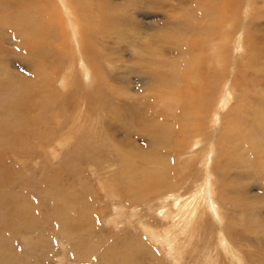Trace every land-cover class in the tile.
I'll use <instances>...</instances> for the list:
<instances>
[{"label":"rangeland","instance_id":"1","mask_svg":"<svg viewBox=\"0 0 264 264\" xmlns=\"http://www.w3.org/2000/svg\"><path fill=\"white\" fill-rule=\"evenodd\" d=\"M67 1L65 10L63 0H23V3L22 0H0V23L5 24L0 25L5 30V34L0 33L5 38H0V132L4 134L0 144V199L9 201L8 207L1 209L4 232H7H0L3 234L0 235V264H207L209 254L219 257V264H264V137L256 132H264V127L256 126L257 119L247 118L256 127L252 125L236 140L225 124L228 121L225 116H230L226 113L231 112L233 116L238 107L244 89L242 83L245 84L243 81L249 75L254 76L250 81L246 79L249 91L258 82L264 86V29L258 33L253 28L264 25V4L258 0ZM8 4L12 5L8 7ZM217 8H223L222 12ZM246 8L255 20L253 26L249 25L252 18L244 17ZM27 9L37 12L29 13L33 15L32 18L29 15V24L39 26L33 30L43 31L36 41L43 55L33 60L34 69L30 71L20 61L26 54L15 50L14 41L9 40L16 38L8 28L14 20L12 14ZM8 10L12 14L7 17ZM73 21L80 27L81 41L71 30ZM168 21L180 22L179 34H176L178 30L168 28L171 27ZM210 31H214L213 36L209 35ZM152 32H155L153 36L148 37ZM106 48L121 57L113 63L114 57L106 55ZM82 61L87 65H82ZM254 63L258 68H253ZM246 64L258 70L254 75L246 74L244 79L245 73L240 68ZM133 69H144L142 76L129 74ZM155 69L167 73L161 85L159 82L152 90L165 97L161 104L148 98L151 88L145 90V80L150 84L154 80L146 73ZM44 73L48 74L46 78ZM26 82L36 91L47 92L50 88L52 93L56 88L61 97L54 99L50 94L36 99ZM170 99L178 103L176 115L170 110ZM81 103L83 114L79 109ZM111 118L115 120L110 128L106 122ZM142 122H145L143 131L149 128L144 135L140 133L144 127ZM151 128L157 129V133L151 132ZM181 130L186 135L182 136ZM228 134L232 140L226 137ZM232 142L237 149L232 148ZM196 144L202 145L201 149L197 150ZM242 144L249 148H242ZM122 159L126 161L123 165ZM216 162L220 166H215ZM153 166H160L167 176L162 181L164 191L158 192L145 181L143 171L147 173L149 167L152 171ZM76 167L82 172H78L80 178L76 176ZM209 171L208 181L212 179L213 192L209 190L203 196L208 199L209 206L205 207L209 208L198 224L200 240H195L193 245L186 241L175 247L183 235L180 222L174 219L172 210L163 215L159 209L166 207V194L173 187L179 191L175 195L180 193L183 199L202 191L205 185L202 174L209 175ZM64 173L79 178L87 187L75 185ZM139 182L148 189H156L157 194L143 195ZM51 189L53 195L66 192L71 199L79 200L72 207V213L75 216L77 213L79 219L69 226L48 222L52 210L47 208L49 202L46 204L45 199H53L47 193ZM71 199L64 203L71 204ZM148 209L151 219L145 221L141 214ZM88 217L93 218L92 227L85 233L79 232L87 226ZM29 218L39 224L36 230L29 229L30 235L18 231V222L28 225ZM71 229L75 237H85L81 242L87 247L91 245L87 239L99 236L95 245H91L88 258L73 256L71 242L62 232L68 234ZM43 232L48 235V242ZM33 244L37 245L35 252L31 251ZM232 249L240 257L230 259ZM85 252L86 249H81L78 254ZM202 257L204 260L200 263Z\"/></svg>","mask_w":264,"mask_h":264},{"label":"bare ground","instance_id":"2","mask_svg":"<svg viewBox=\"0 0 264 264\" xmlns=\"http://www.w3.org/2000/svg\"><path fill=\"white\" fill-rule=\"evenodd\" d=\"M11 1V0H10ZM20 1V0H19ZM99 1V0H98ZM168 1V0H167ZM240 1H242V0H240ZM252 0H249L248 2H251ZM18 2V1H17ZM54 2V1H53ZM58 2H59V0H58ZM63 2H64V5H63V7L65 8V10L67 9V5L66 4H68V1L67 0H63ZM155 2V1H154ZM172 2V1H171ZM258 2H259V4H264V1L263 0H258ZM22 3H23V0H22ZM28 3V2H27ZM47 3V2H46ZM49 3V2H48ZM95 3V2H94ZM100 3V2H99ZM239 3H241V2H239ZM15 6H17V4H19V2L17 3V4H15V3H13ZM21 4V3H20ZM19 4V5H20ZM9 5V4H8ZM10 5H12V4H10ZM10 5L8 6V7H10ZM25 5V4H24ZM50 5V4H49ZM48 5V6H49ZM59 6V4H56V6ZM85 5V4H84ZM6 7H7V5H5ZM27 6V5H26ZM57 6V7H58ZM61 6V5H60ZM11 7H13V6H11ZM21 7H22V4H21ZM20 7V8H21ZM46 7H47V5H46ZM54 7H55V5H54ZM56 7V8H57ZM86 7V6H85ZM14 8V7H13ZM29 8V7H28ZM77 8H78V6H77ZM81 8V7H80ZM79 8V9H80ZM0 9H2V8H0ZM14 9H16V7L14 8ZM17 9H19V6L17 7ZM22 10H23V8H21ZM69 9V8H68ZM83 9V8H82ZM218 9V11L219 12H222V10H223V8H217ZM21 10V11H22ZM9 11V10H8ZM15 11H17V10H15ZM69 11V10H68ZM71 11V10H70ZM69 11V12H70ZM139 11V10H138ZM11 12V13H10ZM36 12V11H35ZM40 12H41V10H40ZM85 11H83V13H84ZM93 12V11H92ZM29 13H34V11H32V12H29V10L27 9V10H25V12H17V14H16V12L15 13H13L12 14V11H9V13L7 14V15H5V16H7L8 17V15L10 14H12L13 16L12 17H14L13 19V22L12 23H10V25H8V28H9V31H11L12 32V34H13V37H15L16 39H9L10 41H14V44H15V46H14V48H15V50H17V49H20V51H22V52H24L25 54H26V58L25 59H23V60H20V61H23V67L25 68V69H27V70H32V69H34L33 68V65H34V61L33 60H38V58H41L40 57V55H43L42 54V52H39L38 51V48H37V45L39 44V42L36 44V41H38V39L40 38V33L41 32H43L42 30H37V29H34L33 30V28L34 27H36V25H34V23L32 22V23H30L29 24V21L31 20V18L33 17V15L31 14H29ZM37 13V12H36ZM36 13H34V14H36ZM72 13V12H71ZM81 13H82V11H81ZM14 14H15V16H14ZM45 14V13H44ZM44 14H42V15H44ZM50 14V13H49ZM262 14H263V10H262ZM29 15H30V17H29ZM72 15H74V14H72ZM84 15V14H83ZM93 16H94V14H92ZM117 15V14H116ZM135 15V14H134ZM34 16H36V15H34ZM49 16H51V15H49ZM52 16H53V12H52ZM70 16H71V14H70ZM70 16H68V18H69V20H71L70 19ZM82 16V15H81ZM12 17H10V22L12 21ZM54 17V16H53ZM53 17H51V18H53ZM56 17V16H55ZM73 17V16H72ZM78 16H76V18H77ZM244 17H247V19L248 18H252V21L250 20L249 21V25H251V26H253L254 25V22H255V20L253 21V17L251 16V14H249L248 13V9L246 8V12H245V16ZM1 18V17H0ZM30 18V19H29ZM36 18H38L39 19V17H36ZM50 18V19H51ZM82 18H83V16H82ZM8 19V18H7ZM38 19H36V20H38ZM74 20H76L75 18H73ZM1 20V19H0ZM33 20H35V19H33ZM52 20V19H51ZM3 21V20H2ZM45 21V20H44ZM72 21V20H71ZM8 22V21H7ZM168 22H170V21H168ZM2 23V22H1ZM1 23H0V25H1ZM4 23V22H3ZM2 23V26L4 25L5 26V24H3ZM37 23V22H36ZM55 23V22H54ZM81 23H83V22H81ZM157 23H159V21L157 22ZM8 24H9V22H8ZM38 24V23H37ZM46 24V23H45ZM170 24H171V22H170ZM83 25V24H82ZM153 25V24H152ZM164 25V24H163ZM168 25H169V23H168ZM180 22H174L173 24H171V27L169 26L168 28L170 29H172L173 28V30H178V32L176 31V34L178 33L179 34V27H180ZM71 26V25H70ZM84 26V25H83ZM149 26V25H148ZM166 26H167V22H166ZM230 26H232V25H230ZM37 27H39V26H37ZM36 27V28H37ZM150 27V26H149ZM152 27V26H151ZM1 28V27H0ZM80 28V27H79ZM79 28H78V26L76 25V23H74V21H73V25H72V29L71 30H73V32L76 34V36H77V39H78V41H81V36H80V34H79ZM182 28V27H181ZM255 30H257V32L258 31H261L262 32V29H264V25H260V26H257V27H253ZM6 29V28H5ZM40 29H41V27H40ZM70 29V28H69ZM163 29V28H162ZM168 29V30H169ZM242 29V28H241ZM4 30V29H3ZM44 30V29H43ZM2 29H0V33H4V31H2ZM40 31V32H39ZM147 31H149V30H147ZM185 31V30H184ZM183 31V32H184ZM7 32V31H6ZM34 32V33H33ZM50 32V31H49ZM54 32V31H53ZM64 32V31H63ZM66 32V31H65ZM70 32V31H69ZM72 32V31H71ZM206 32H207V30H206ZM8 33V32H7ZM46 33V32H45ZM45 33H43V34H45ZM56 33V32H55ZM59 33V32H58ZM145 33V32H144ZM153 33H155V32H152L151 34H149L148 35V37H152L153 36ZM259 33V32H258ZM5 34V33H4ZM3 34V35H4ZM11 34V33H10ZM54 34V33H53ZM71 34V33H70ZM167 34V33H166ZM174 34V33H173ZM181 34H183V33H181ZM213 34H214V31H210V33H209V35H212L213 36ZM0 35H2V34H0ZM3 35H2V37H0V38H3ZM9 35V34H8ZM46 37H48V34L46 33ZM129 35V34H128ZM175 35V34H174ZM173 35V36H174ZM261 35V34H260ZM263 35V34H262ZM261 35V36H262ZM7 36V35H6ZM52 36V35H51ZM116 36V35H115ZM176 36V35H175ZM254 36V35H253ZM256 36V35H255ZM254 36V37H255ZM42 37V36H41ZM122 37V36H121ZM52 38V37H51ZM56 38V37H55ZM90 38L92 39V40H94L91 36H90ZM125 38V37H124ZM129 38V37H128ZM174 38V37H173ZM258 39H260L259 37H257ZM3 39H5V38H3ZM111 39V38H110ZM152 39V38H151ZM175 39H177V38H175ZM256 39V38H255ZM51 40V39H50ZM55 40V39H54ZM171 40H172V38H171ZM181 40H182V38H181ZM254 40V39H253ZM263 40V39H262ZM95 41H96V39H95ZM167 41V40H166ZM168 41H170L169 39H168ZM173 41V40H172ZM49 42V41H48ZM113 42H116V39H114L113 40ZM258 42V41H257ZM263 42V41H262ZM118 43V42H117ZM260 43V41L258 42V44ZM262 44V43H261ZM77 45H78V43H77ZM112 45V44H111ZM147 45H148V42H147ZM151 45H153V41H151ZM167 45V44H166ZM171 45V44H170ZM170 45H167L168 47H170ZM182 45V44H181ZM81 47H82V45H80ZM172 46V45H171ZM263 46V45H262ZM76 47V46H75ZM74 47V48H75ZM81 47H79V48H81ZM110 47H112V46H110ZM264 47V46H263ZM36 49V51H34ZM105 49V48H104ZM169 49H171V48H169ZM263 49V48H262ZM110 49H107L106 48V52L108 53H106V55H112L113 57H114V60H113V63L115 62V61H117V60H115V59H118V57L121 55V54H118V53H116V52H114V51H109ZM47 51V50H46ZM75 51H77V49L75 50ZM81 52V51H80ZM37 53H38V55H37ZM84 53H85V50H84ZM149 53H151V51H149ZM52 54V53H51ZM259 56V55H258ZM82 57H86V56H84V54L82 55ZM81 57V58H82ZM121 57V56H120ZM235 59V58H234ZM256 59V58H255ZM254 62H255V60H253ZM263 61V60H262ZM82 62H84V63H82V65H84V66H86L87 64H86V62L85 61H82ZM264 62V61H263ZM230 63V62H229ZM233 63H234V61H233ZM249 63V62H248ZM256 63V62H255ZM254 63V64H255ZM259 63H261V61L260 62H258V64ZM22 64V63H21ZM250 64H253V62L252 63H249V65ZM257 64V65H258ZM82 65H80V66H82ZM233 65V64H232ZM262 65V64H261ZM244 66V68H242ZM240 69H242L241 71H242V73H245V74H243L242 76V78H244L245 79V75L246 74H251V75H254L255 74V72L258 70V69H256V70H252L251 68H250V66H247V64H246V66L245 65H243ZM255 66H256V64L254 65V69H255ZM259 66V65H258ZM258 66H256L257 68H258ZM262 66H264V65H262ZM49 67V66H48ZM246 67H249L248 68V70L246 69ZM246 69V71H244L243 72V70H245ZM263 69H264V67H263ZM86 70V69H85ZM231 70V69H230ZM143 71H144V69H133L132 71H130L129 72V74H132L131 72H134V73H136V74H140L141 76H142V74H143ZM85 72V71H84ZM86 72H88L87 70H86ZM43 73V72H42ZM46 73V72H45ZM44 73V76H45V78L48 76V74H45ZM54 74V73H53ZM88 74H91L90 72H88ZM146 74H148V76L150 77V78H152V77H154L153 79V82H152V84H150V81L148 82L147 80H145V90H146V88H151V95H149L148 96V98H150V100L151 101H157L158 103L160 102V104H161V101H164L163 100V98L165 99V97H162L160 94L161 93H159V91H157V92H154V93H152V90L154 89V88H157L158 86H159V82L161 81V80H164V77H165V74H167L166 73V71H161V70H157V69H155L153 72H149V71H147V73ZM230 74V73H229ZM33 76V75H32ZM53 76V75H52ZM168 76H169V73H168ZM170 76H171V74H170ZM250 76V75H249ZM247 77L246 79L247 80H251V79H249V78H252V77H254V76H251V77ZM70 77V76H69ZM230 77V76H229ZM255 77H257V75H255ZM40 78H42V77H40ZM166 78V77H165ZM26 79V78H25ZM31 79H35V76L33 77V78H31ZM39 79V78H38ZM49 79V78H48ZM47 79V80H48ZM53 79V78H52ZM246 79L243 81V82H245V84H247L248 82L246 81ZM253 79V78H252ZM255 79V78H254ZM43 79H41V81H42ZM45 81V80H44ZM44 81H42V82H44ZM53 81V80H52ZM196 81V80H195ZM35 82H36V80H35ZM40 82V80L37 82V83H39ZM176 82V81H175ZM220 82H221V80H220ZM29 83H33V81L32 82H30V80H29ZM28 82H26V84H27V86H28V84H29ZM37 83H35V84H37ZM85 83H88V85H89V83H90V81L88 80V79H86V82ZM161 83L162 82H160V85H161ZM250 83V82H249ZM259 84L256 86V88L255 89H253V90H251V91H249L248 90V88H247V86H249V85H246L245 86V84L244 83H242L243 85H244V89H240L241 90V100L239 101V103H238V105H236V106H238L234 111H233V109H229V110H232L233 112V116H232V114H230V113H226V114H229L230 116V118L228 117V116H225L226 117V119L228 120V121H226L225 122V124L229 127V132H232V133H234V135L232 134V138H234V136H235V138H236V140L241 136V135H243L245 132H247L248 131V129H251L252 128V125H254L255 124V122L253 123L252 121V123L251 122H248L247 121V118H249V119H257V124H256V126H261L260 128L262 129V127H264V97L262 96V94L264 95V90H262V83L261 82H258ZM47 85H49V83L47 82L46 83ZM164 84V83H163ZM232 84V83H231ZM34 85V84H33ZM41 85H43V84H41ZM46 86V85H45ZM51 86V85H50ZM242 86V85H241ZM259 86V88H261V90H258L257 89V87ZM29 89L31 90V91H33L34 93H35V95H33L34 96V98H39V100H40V98L42 97V95H46V97L47 96H49L50 94H51V98H54V99H58V96L59 97H61V95H60V93H59V95H58V92L56 91V88H55V90H53L52 91V93H50V88L47 90V92H46V90H41V91H36V90H34V86H31L30 84H29ZM49 87V86H48ZM52 87V86H51ZM178 87V86H177ZM264 87V86H263ZM231 88V87H230ZM261 93V94H259V96H261V97H259L258 96V92H257V90ZM264 89V88H263ZM144 90V91H145ZM226 92V91H225ZM250 92H255V94L254 95H252V93H250ZM263 92V93H262ZM33 93V94H34ZM112 93H113V91H112ZM163 93V92H162ZM249 93L251 94V95H249ZM117 95V94H116ZM120 95V94H119ZM119 95L117 96L118 98H119ZM175 95V94H174ZM228 95V94H227ZM226 95V96H227ZM115 96V95H114ZM180 96V95H179ZM178 96V97H179ZM232 96V95H231ZM116 97V98H117ZM173 97V96H172ZM221 97V95H218V98H220ZM229 97V96H228ZM50 98V97H49ZM117 98V99H118ZM24 99V98H23ZM48 99V98H47ZM120 100L122 99V98H119ZM166 99H168V98H166ZM177 99V98H176ZM227 99V98H226ZM230 99V98H229ZM25 100V99H24ZM49 102V101H48ZM47 102V103H48ZM165 102V101H164ZM170 102H171V108H170V110L173 112V115L175 114L176 115V108H177V106H178V103H176V102H174V100H171L170 99ZM163 103V102H162ZM168 103H169V101H168ZM103 104V103H102ZM120 104V103H119ZM119 104H118V106H119ZM166 104V103H165ZM170 104V103H169ZM166 106V105H165ZM120 107V106H119ZM234 107V106H233ZM163 108H165L164 106H163ZM166 108H168V107H166ZM80 111H81V113L83 112V106H82V103H81V106H80ZM91 109V108H90ZM162 110V109H161ZM229 110H228V112H229ZM164 112V111H163ZM166 112V111H165ZM177 113H179L178 112V110H177ZM83 114V113H82ZM156 114V113H155ZM153 115H154V110H153ZM172 115V116H173ZM180 116V114H177V117H179ZM232 116V117H231ZM244 116H246V118H243ZM236 119H235V118ZM153 118V117H152ZM173 118V117H172ZM174 118H176V116L174 117ZM173 118V119H174ZM181 118V117H180ZM217 119V118H216ZM238 119V121H240L239 122V124H237L238 123V121L235 123L234 121H236ZM113 120H115L114 118H111V119H109V121H107L106 122V125L108 124V126L110 127V125H112L113 124ZM145 120H147V119H145ZM155 120V119H154ZM154 120H152V122L154 121ZM175 120H177V118L175 119ZM182 120V119H181ZM232 120H233V122H232ZM5 121V120H4ZM92 121V120H91ZM178 121H179V119H178ZM178 121H177V123H178ZM250 121V120H249ZM28 122V121H27ZM182 122V121H181ZM105 123V122H104ZM114 123H116V121L114 122ZM118 123V122H117ZM143 123V122H142ZM141 123V124H142ZM185 123V122H184ZM233 123L235 124V125H233ZM10 124H12V123H10ZM173 124V123H172ZM186 124H187V122H186ZM147 126H149V124L147 123L146 124ZM152 125V124H151ZM169 125V124H168ZM177 125V124H176ZM23 126V125H22ZM128 126V125H127ZM129 126H134V125H129ZM143 126L144 127H141L142 129H141V131H140V133L142 134L143 133V135H144V133L146 132V131H148L147 129H149L148 127H147V129H146V131H143V130H145V122L143 123ZM166 126V125H165ZM223 126V125H222ZM232 126H233V128H232ZM255 126V125H254ZM255 126V127H256ZM26 127H28V126H26ZM104 127V126H103ZM161 127V126H160ZM174 126H172V128H173ZM94 128V127H93ZM111 128V127H110ZM129 128H131V127H129ZM153 128H155V127H153ZM153 128H151V132L152 131H154V132H156L157 131V129H154L153 130ZM157 128V127H156ZM164 128V127H163ZM232 128V129H231ZM104 129H105V127H104ZM106 129H108V128H106ZM127 129V128H126ZM159 129V128H158ZM167 129V128H166ZM170 129V128H169ZM226 129V128H225ZM79 130V129H78ZM125 130V129H124ZM173 130V129H172ZM185 130V129H184ZM264 130V129H263ZM159 131V130H158ZM153 132V133H154ZM163 132V131H162ZM161 132V135L162 134H164V133H162ZM196 132V131H195ZM201 132V131H200ZM256 132L260 135V136H263L264 137V132H262V131H258V130H256ZM1 134H2V136L0 137V144H1V142H2V140H3V138H4V134H3V132H0ZM126 133V132H125ZM157 133V132H156ZM181 135L182 136H184V135H186V134H183L184 132L181 130ZM212 133V132H211ZM222 133V132H221ZM224 133V132H223ZM165 134H166V130H165ZM126 135H128V134H126ZM156 135V134H155ZM214 135L215 134H212V136L214 137ZM145 136H146V134H145ZM157 136V135H156ZM220 136H222V134L220 135ZM229 137V134L228 135H226V137ZM127 137V136H126ZM130 137V136H129ZM163 137V136H162ZM223 138V137H222ZM221 138V139H222ZM199 139H201V138H199ZM209 139V138H208ZM207 139V140H208ZM228 139H230V140H232L230 137L228 138ZM227 139V140H228ZM222 140H224V139H222ZM262 140V139H261ZM216 141V140H215ZM231 142V141H230ZM234 143H236L235 141H234ZM233 142L231 143V145H234V147L232 146V148L234 149L235 148V144H234ZM72 144V143H71ZM117 144H118V142H117ZM227 144V143H226ZM115 145H116V143H115ZM115 145H113V146H115ZM263 145H264V143H263ZM196 149L198 150V149H201V147H202V145H200V144H196ZM241 147L242 148H249V146L248 145H246V144H242L241 145ZM222 148V147H221ZM231 148V147H230ZM118 149H119V147H118ZM225 149V148H224ZM235 149H237V147L235 148ZM50 150H52L51 148H50ZM121 152V151H120ZM122 152H124V151H122ZM236 152V151H235ZM234 152V153H235ZM200 153V152H199ZM202 153V152H201ZM207 154H208V152H206ZM229 154V153H228ZM51 155H53V152H52V154ZM112 156V155H111ZM203 156H204V154H203ZM117 157V156H116ZM127 158V157H126ZM51 158H49V160H50ZM202 159H204V158H202ZM201 159V160H202ZM125 159H122L120 162L122 163V165L123 164H125L126 163V161H124ZM122 161H124V162H122ZM63 164V163H62ZM120 165V164H119ZM149 166H152V165H149ZM215 166H220V162H216V164H215ZM154 167V166H153ZM152 167V171L150 170H148V169H150L151 167H149L148 169H147V173H146V171H143L145 174H144V178H145V181L150 185V186H155L156 188H157V191L158 192H161V191H164L165 190V188H164V186L162 185V181L164 180V179H166L167 178V176H166V178H165V176H164V174H163V172H162V170L159 168L160 166H158V167H154L153 168ZM41 168V167H40ZM161 170H159V169ZM46 169V168H45ZM60 169V168H59ZM154 169V170H153ZM159 170L158 172H156V170ZM119 169H117V171H118ZM183 170H184V168H183ZM206 171V170H205ZM54 172V171H53ZM75 172H77V174H76V176L77 177H79V173L81 172V170H80V168H77L76 167V169H75ZM79 172V173H78ZM149 172H151V173H149ZM184 172V171H183ZM210 172V171H209ZM208 172V173H209ZM82 173V172H81ZM65 174V173H64ZM210 174H211V172L209 173V175H207L206 173H203L202 174V177L204 176V178H205V185H204V188L202 189V191H200L198 194H196L195 196H193V197H191V198H189V199H183V198H181V196H180V193L179 194H176L175 195V193L176 192H179V191H177V190H175V188L173 187L169 192H168V194H166V197H165V204H166V207H162L161 206V208L159 209L160 211H161V214H163V215H167V212L168 211H170V210H172L173 211V216H174V219L176 220V221H179L180 222V229H181V232H183V235L180 237V241L178 242V244L177 245H175V247L176 246H180L182 243H184V242H186V241H188L189 242V244L190 245H193L194 244V241L195 240H197V241H199L200 240V234H199V231H198V224H199V221L203 218V215L204 214H206L207 213V209L209 208H206L207 206H209V202H208V199H204L203 198V196H206V195H208V193H209V190H211V192H213V186H212V179L210 180V181H208L209 179H210ZM65 175H67V177H69V179H72L73 180V183H75V185H83L82 186V188H84V187H87V183H85V182H83V181H80L79 180V178L81 177V175H80V177L79 178H73L72 176H70V174L68 175V174H65ZM120 175V174H119ZM42 176V175H41ZM45 176V175H44ZM64 176V175H63ZM45 178L46 179H48L49 177H48V174H46V176H45ZM115 178V177H114ZM178 178V177H177ZM203 178V179H204ZM112 179V178H111ZM215 179V178H214ZM113 180V179H112ZM50 181V180H49ZM68 181V180H67ZM40 183V182H39ZM42 183H43V181H42ZM64 183H66V182H64ZM46 184V183H45ZM48 184V183H47ZM141 184V185H140ZM69 185V184H68ZM48 186V185H47ZM71 186V185H70ZM69 187V186H68ZM49 188V187H48ZM138 188H139V191L144 195V194H147V195H149V196H152V195H154V194H157V191H156V189H148V188H146V187H144V185H143V183H141V182H139V185H138ZM50 189V188H49ZM70 189V188H69ZM64 190V189H63ZM70 190H73V189H70ZM89 190H90V193H91V189L89 188ZM52 192V189L51 190H48L47 191V193H49V194H52L51 193ZM63 193V195H61L59 192L57 193V194H52V197L51 198H53V199H49V198H46L45 200L43 199V202L45 201L46 202V204H47V202H49V205L47 206L46 204V206H47V208L48 207H51V210H52V212H51V217L49 218V220H48V222H54V221H57L58 223H59V225H61V226H64V227H66V226H69V224L72 222V221H74V220H77V219H79L78 217H79V215L76 213V216L72 213V211L74 210H72V207H73V205H74V203L75 202H79V200L78 199H71L69 196H68V194L66 193V192H62ZM44 197V196H43ZM212 197H213V194H212ZM79 198H80V200L82 201V193L80 194V196H79ZM214 198V197H213ZM67 199H71V201L70 202H72L71 204L70 203H64L65 201L66 202H69V200H67ZM42 202V203H43ZM168 202H169V204H168ZM183 202H185V203H183ZM7 204H9V201L7 200V199H0V232H3L4 234L7 232V231H5L4 232V230H5V220H4V218H3V216L1 215V209L3 208V209H5V208H7L8 206H6ZM25 205L27 206V204L25 203ZM50 205H52V206H50ZM207 205V206H206ZM213 205V204H212ZM211 205V206H212ZM30 206V205H29ZM170 206V207H169ZM206 206V207H205ZM216 207H217V205H215ZM214 206V208L217 210V214H220L219 213V209H218V207L216 208ZM36 207V206H35ZM32 209V208H31ZM30 209V210H31ZM198 209V210H197ZM34 211V210H33ZM36 211V210H35ZM148 211H149V209L145 212V213H142L141 214V217L142 218H144L145 219V221H149L150 219H151V216L150 215H148ZM118 212H120V211H118ZM208 212L213 216V217H215L214 216V214L210 211V210H208ZM29 213H31V212H29ZM32 214V213H31ZM34 216V215H33ZM36 216V215H35ZM22 217V216H21ZM20 217V218H21ZM29 217V216H28ZM166 217V216H165ZM17 218L19 219V215H17ZM30 220H29V223H28V225L26 224V222H25V224L27 225V227L25 228V229H21V228H23L24 227V225L23 224H21V223H19L18 222V228H20V229H18V231L19 230H23L22 231V233H25V234H29L30 233V231L31 230H29V229H33V230H36L35 229V227L37 226V225H39L38 223H37V221H35L33 218V220L31 219V218H29ZM38 219H40V218H38ZM165 218H163L162 220H164ZM261 219V218H260ZM21 220H22V218H21ZM87 220V226H85V228H80L78 231L79 232H83V233H85L87 230H89L91 227H92V223H93V218H91V217H88V219H86ZM33 221H34V223H33ZM39 221H41V219L39 220ZM258 221V220H257ZM256 221V222H257ZM3 222V223H2ZM23 222V221H22ZM44 222V221H43ZM39 223H41V222H39ZM43 224H46V222L45 223H43ZM15 226H17V223L16 224H14ZM257 225V224H256ZM12 227H13V225H11ZM219 226L222 228V226H223V223H221V225L219 224ZM7 227H10V225L9 226H7ZM43 227H44V225H43ZM257 227V226H256ZM37 228V227H36ZM9 229V228H8ZM13 229H14V227H13ZM42 229V228H41ZM41 229H39V231L41 230ZM44 229V228H43ZM53 229V228H52ZM12 232V231H11ZM28 232V233H27ZM62 232H63V236H64V238H68L69 240H70V242H71V246H72V248H71V251H73V256H75L76 258H81V259H85V258H88L89 257V255H88V252L91 250V245L92 246H94L95 245V242H96V239L99 237V236H95V237H93L92 239H87V241H88V244H90L91 243V245H88L89 247H87L86 246V244H83L82 242H81V240L83 239V238H85V237H75V235H74V233H75V231L74 230H72L71 229V231H70V233H68V234H66L63 230H62ZM254 232V231H253ZM259 232V231H258ZM43 233H45V232H43ZM52 233V232H51ZM51 233H48V234H50L51 235ZM31 234V233H30ZM29 234V235H30ZM39 234H41V233H39ZM0 235H3L2 233L0 234ZM27 236V235H26ZM28 238H29V236H28ZM43 238L48 242V235H46V233H45V236H43ZM217 238L218 239H222L223 240V237L222 238H219L218 236H217ZM44 239H43V241H44ZM1 240V239H0ZM43 241L41 240V242H40V244L42 245V243H43ZM220 242V241H219ZM223 242V241H222ZM50 243H52V241L50 242ZM205 243H207V242H205ZM11 244H13V243H11ZM44 244V243H43ZM54 244H56V243H54ZM221 244V243H220ZM123 246V243H120V246ZM32 246V252H35V251H37V248L35 247V246H37V245H31ZM30 246V247H31ZM119 246V245H118ZM206 246V245H205ZM48 247V246H47ZM46 247V248H47ZM204 248V247H203ZM206 248V247H205ZM81 249H86L87 250V252H85V253H83V254H78V252L81 250ZM196 250L198 249V247L197 248H195ZM225 249H226V245H225ZM202 250V249H201ZM228 249H226L225 251H227ZM261 251V250H260ZM201 253H202V251H201ZM56 254V253H55ZM232 256L230 255V259H235L236 257H240V254H238L237 253V250L236 249H232ZM68 256V255H67ZM204 256V255H203ZM218 258L219 257H211L210 256V254L208 255V257H207V260H209L208 261V263L207 264H219L218 263ZM47 259H48V257H47ZM62 259V258H61ZM60 260V259H59ZM63 260V262L62 263H64V259H62ZM200 260V261H199ZM198 261L201 263L203 260H204V257H202V259H199ZM66 261V260H65ZM60 262V261H59ZM195 263V262H194ZM193 263V264H194ZM204 264H206V262L204 263Z\"/></svg>","mask_w":264,"mask_h":264}]
</instances>
